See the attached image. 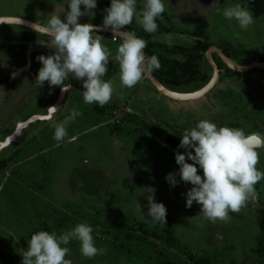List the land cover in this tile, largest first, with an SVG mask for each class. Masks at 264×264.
Returning a JSON list of instances; mask_svg holds the SVG:
<instances>
[{
	"label": "rangeland",
	"instance_id": "1",
	"mask_svg": "<svg viewBox=\"0 0 264 264\" xmlns=\"http://www.w3.org/2000/svg\"><path fill=\"white\" fill-rule=\"evenodd\" d=\"M219 2L211 15L203 17L190 10V16H184V10L172 14L171 20L182 28L208 30L214 46L225 41L264 56V0ZM237 3H244L253 15L254 23L247 30L223 16L224 9ZM64 10H68L66 0H0V16L41 24L52 15L63 18ZM8 29L30 33L34 42L10 34L0 37V142L20 122L48 114L47 108L61 94L59 86L36 85L42 67L37 57L51 54L44 52L47 49L39 43L38 34L25 26H0V32ZM174 35L172 41L178 43L195 40L189 34ZM107 45L118 48L112 42ZM215 57L221 60L218 54ZM234 58L248 64L243 55ZM249 58L264 62L259 55ZM114 59L110 58L105 76L116 88L109 103L103 107L85 104L80 82L75 91L66 92L63 108L51 120L32 124L18 142L0 151V167L6 162L0 169V264H22V253L33 233L59 234L84 221L92 225L95 244L104 252L85 257L79 242L72 241L68 247L73 264H195L200 258L209 259L210 264H264V215L260 209L264 208V180L256 185V200L239 212H230L226 220L213 222L197 203L186 207L190 183L180 181L173 187L166 180L169 173L179 171L175 156L177 151H185L178 149L182 136L146 129L157 124L158 118L189 129L207 119L252 133L264 127V71L255 69L236 76L222 65L220 79L209 93L179 101L159 92L150 81L142 85V80L133 88L120 86L119 62ZM206 67L212 77L213 67L210 63ZM202 85L198 82L180 92H192ZM73 110L81 115L69 125L68 137L57 142L53 124ZM259 153L257 168L264 171V149ZM152 190L155 200L167 207L166 224L146 214Z\"/></svg>",
	"mask_w": 264,
	"mask_h": 264
},
{
	"label": "clouds",
	"instance_id": "2",
	"mask_svg": "<svg viewBox=\"0 0 264 264\" xmlns=\"http://www.w3.org/2000/svg\"><path fill=\"white\" fill-rule=\"evenodd\" d=\"M68 10L62 15H52L46 23H34L32 29L39 36V43L51 49L49 55H39L42 64L36 76V85L50 88L60 87L62 93L72 89L69 78L82 82L85 104L103 107L110 102L116 91L114 82L106 79L112 53L102 43L104 37L100 27L92 23H81L80 18L92 16L98 0H66ZM215 0V7L219 5ZM83 6V8H82ZM164 0H144L143 10H137V0H111L103 19L104 28L119 35L116 60L119 62V79L122 87L133 88L146 75L160 68L158 58L146 56L147 41L132 31H122L135 19L149 34L158 31L157 20L163 19ZM223 16L235 20L239 28L247 30L253 23V15L244 3H237L223 10ZM171 46V39H169ZM49 119L59 111L56 105L47 108ZM81 115L73 110L61 122L53 124L54 139L62 142L68 137V127ZM264 148V132L246 133L239 127L219 126L203 119L195 127L182 134L175 159L178 173H169L166 180L171 186L183 181L192 187L186 193V207L200 205L204 216L215 222L226 220L230 212H239L250 201L257 199L256 185L264 180V171L257 168L259 149ZM191 161V163L189 162ZM202 170V174L198 171ZM179 176V181L177 180ZM154 190L148 199V217L167 223V207L157 202ZM94 229L87 221L77 224L63 233L39 230L31 235L26 251L22 253V264H73L70 242L78 241L81 253L88 258L104 252L95 244Z\"/></svg>",
	"mask_w": 264,
	"mask_h": 264
},
{
	"label": "trees",
	"instance_id": "3",
	"mask_svg": "<svg viewBox=\"0 0 264 264\" xmlns=\"http://www.w3.org/2000/svg\"><path fill=\"white\" fill-rule=\"evenodd\" d=\"M111 0H98L96 10H93L96 13V18L91 20V23L95 25H103V19L106 15V8L110 6ZM165 17V13H163ZM159 25L157 32H178L181 35L185 36L187 34L195 38L194 42L189 43H177V44H165L158 42L154 39V34L147 33L135 23L133 20L132 24L127 26L122 31H132L135 32L137 36L145 39L147 41V48L145 49L146 56L150 59L155 55L160 63V68L158 70L152 71L157 79L165 86L176 90L181 91V88H185L195 83H202L203 85L197 88L196 90L204 87L210 80L211 74L207 70V65L209 61L206 58L207 50L214 46L215 44L210 41L209 33L204 31H187L179 30L175 27H167L162 20H157ZM110 38L117 37V43H121L120 36L113 35L110 33H102ZM230 58L236 60L234 56L243 55L246 58V61L251 62V51L243 48H236L229 42H221L219 46ZM215 57V54H214ZM217 63L219 64L220 69L222 65H225L223 61L215 57ZM226 70L230 75L241 76L242 73L235 72L228 68L226 65ZM149 81V79H147ZM67 83H72V79L69 78ZM151 83V82H150ZM154 87V86H153ZM194 90V91H196ZM186 92V91H183ZM96 107H100L96 105ZM137 114V112H134ZM158 123L154 126H146V129H151L157 133L164 135L167 132H173L182 136L185 130H188L187 127L179 126L170 120L165 118H158ZM6 162H3L0 169L5 167ZM261 213L264 215V208H260ZM167 264H174L172 262H167ZM195 264H210V260L207 258H200L195 261Z\"/></svg>",
	"mask_w": 264,
	"mask_h": 264
},
{
	"label": "water",
	"instance_id": "4",
	"mask_svg": "<svg viewBox=\"0 0 264 264\" xmlns=\"http://www.w3.org/2000/svg\"><path fill=\"white\" fill-rule=\"evenodd\" d=\"M35 22L20 18V17H15V16H0V26L1 25H20V26H25L27 28L32 29L31 25L34 24ZM95 25V24H94ZM99 26V25H97ZM101 31L104 33H110L113 34L110 28H104V26H99ZM33 30V29H32ZM117 36H119L117 34ZM145 51V50H144ZM214 54H218V56L221 58L223 63L230 68L231 70L235 72H240V73H245V72H250L255 69L262 70L264 71V62L261 61H252L249 62L246 65L240 64L230 58L220 47L218 46H212L210 47L207 52H206V58L209 61L210 65L213 67V74L211 77V80L202 88L192 91V92H180L173 90L165 85H163L157 77L151 72L150 74L146 75V78L149 79L151 84L162 94L166 95L169 98L179 100V101H191V100H196L199 99L203 96H205L207 93H209L218 83L220 79V73L221 69L219 67V64L217 63ZM66 93L60 94L58 101L54 104L58 107L60 110L64 106V101H65ZM49 112L48 114H37L33 115L26 121H22L18 124V127L16 131L10 135L8 138H6L5 141L0 142V151H2L4 148L8 147L14 142H18L26 129H28L32 124L37 123L38 121H44V120H50L49 118ZM53 118V117H52ZM254 132H264V127L255 130ZM252 132V133H254ZM264 149V148H261Z\"/></svg>",
	"mask_w": 264,
	"mask_h": 264
},
{
	"label": "crops",
	"instance_id": "5",
	"mask_svg": "<svg viewBox=\"0 0 264 264\" xmlns=\"http://www.w3.org/2000/svg\"><path fill=\"white\" fill-rule=\"evenodd\" d=\"M171 1H173V0H171ZM182 1H184V3L183 4H181L180 2L181 1H178V3L175 1V3L173 2L172 3V5H171V2H166L165 3V8H166V10H165V17H164V15H163V19H162V22L167 26V27H175V28H177V29H179V30H187V31H194V30H198V31H204V32H208L209 33V35H210V38H211V33L208 31V30H206V29H202V28H190V29H187V28H182L181 26H178V23L179 22H174V20H171V16H172V14H176L177 12H179V14L181 13V12H183V13H185L184 12V10H186V13L184 14V16H190L189 14H191L190 13V10H193V12H195V13H197V14H199L200 16H203V15H206V14H210L211 12H212V8H214V3H212V0H208V2L206 3V1L205 0H182ZM143 5H144V0H137V10L138 11H142L143 10ZM178 6V7H177ZM168 7H174V9H173V11L171 12L170 11V9L168 8ZM82 8H83V6H82ZM66 9V8H65ZM64 12H66V10H64ZM174 14V15H175ZM177 15H178V13H177ZM211 15V14H210ZM92 16H94V17H89V16H84V17H81L80 18V22L81 23H91V20H93V19H95L96 18V13L93 11L92 12ZM204 17V16H203ZM183 19L185 20V18L183 17ZM134 21H135V19H134ZM135 23H136V21H135ZM137 24V23H136ZM179 24H181V23H179ZM186 24H188V23H186ZM140 26V25H139ZM141 27V26H140ZM31 31V30H30ZM31 33H33V32H31ZM103 32H99L98 34H100V35H102L103 37H104V40L102 41V43L103 44H105L107 47H108V43L109 42H112L113 44H115V45H117V46H119V44L117 43V41H115L113 38H110V37H108V36H106V35H104V34H102ZM8 34H10V35H13V36H15V37H21V38H23V39H26V40H28V41H32V42H34L33 40H31V38H30V33H24V32H21V34H19V33H15V32H13V31H11V30H9L8 29V31H6V33H5V31H1L0 32V37L2 38L4 35H8ZM154 34V39L156 40V41H158V42H161V43H167V44H169V39H171V44H177L178 43V41H172L173 40V38L175 37V32H171V33H165V32H155V33H153ZM39 37H41V36H39ZM39 37H37V39H40ZM33 38H35V36L33 37ZM41 39H47L46 37H41ZM106 39L109 41L108 43H106L107 41H106ZM174 40H176V38H174ZM35 44V43H34ZM30 45H32L30 42H29V45L28 46H30ZM44 47V46H43ZM237 47V46H236ZM44 48H46L47 50H45L44 49V52L46 53V52H51V49H49V48H47V47H44ZM109 48V47H108ZM239 48V47H238ZM241 48V47H240ZM110 49V52L112 53V55L110 56V58H115L116 57V53H117V49L118 48H109ZM246 49V48H245ZM251 50V49H250ZM252 51V50H251ZM251 54L253 55V54H255V55H259L260 57H262V58H264V56H261L259 53H256V52H251ZM114 60H116V58L114 59ZM117 61V60H116ZM116 67H119V64L116 66ZM72 79V89L75 91V89L77 88V87H80V82L81 81H79V80H76L75 78H71ZM145 81H148L147 80V78L145 77L144 79H143V83H142V85H144V82ZM147 85H149V83L147 84ZM121 86V85H120ZM122 90V89H121Z\"/></svg>",
	"mask_w": 264,
	"mask_h": 264
},
{
	"label": "built area",
	"instance_id": "6",
	"mask_svg": "<svg viewBox=\"0 0 264 264\" xmlns=\"http://www.w3.org/2000/svg\"><path fill=\"white\" fill-rule=\"evenodd\" d=\"M113 39L116 41L117 40V37H114Z\"/></svg>",
	"mask_w": 264,
	"mask_h": 264
}]
</instances>
